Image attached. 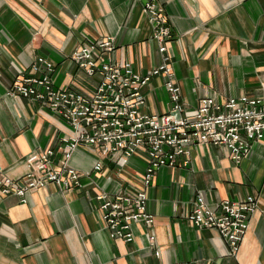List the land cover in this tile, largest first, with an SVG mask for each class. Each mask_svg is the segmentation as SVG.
Segmentation results:
<instances>
[{"label":"crops","instance_id":"crops-1","mask_svg":"<svg viewBox=\"0 0 264 264\" xmlns=\"http://www.w3.org/2000/svg\"><path fill=\"white\" fill-rule=\"evenodd\" d=\"M161 2L174 34L168 53L187 115L195 114L201 98L264 96V0ZM151 33L140 0H0V176L21 178L27 157L72 135L69 124L39 103L8 95L17 76L43 57L55 65L56 87L92 96L101 77L88 76L73 53L88 41L114 37L110 58L145 75L162 60ZM143 92L146 113L170 111L163 77ZM189 159L187 167H162L146 189L145 152L124 163L120 155L80 147L71 165L92 172L82 188L64 192L50 184L30 192L27 203L0 193V264H264V140L253 143L240 165L227 150L207 144L192 147ZM97 163L100 172L94 171ZM143 190L154 225H134L130 243L111 239L95 196ZM198 195L212 207L257 197L236 258L217 229L189 221Z\"/></svg>","mask_w":264,"mask_h":264},{"label":"built area","instance_id":"built-area-1","mask_svg":"<svg viewBox=\"0 0 264 264\" xmlns=\"http://www.w3.org/2000/svg\"><path fill=\"white\" fill-rule=\"evenodd\" d=\"M140 1L152 28L151 39L157 43L162 58L149 73L137 72L130 62H114L110 55L115 49V38L108 37L101 42L88 41L72 55L88 76L101 77L92 96L56 87L52 79L55 65L43 57L36 59L27 74L16 77L8 95L39 103L69 124L72 135L63 137L57 148L27 157L28 170L21 178L1 175L2 195H14L27 203L30 192L50 184L64 192L82 188V180L90 178L92 172L82 174L71 165L74 153L82 146L93 147L104 156L120 155L124 163L138 151L145 152L148 165L143 182L147 189L162 167H187L194 146L223 148L232 162L240 165L253 143L264 140V96H241L226 102L201 98L195 114H186L168 53L174 34L164 4L161 0ZM155 77L164 78L171 108L167 113L151 115L144 111L147 102L143 90ZM102 168L97 163L94 171ZM95 200L113 240L133 242L134 225H154V216L147 210L146 190L113 195L100 192ZM258 207L254 195L241 201L225 200L215 207L198 195L188 219L200 229H217L229 255L236 258ZM150 240L154 245L153 234ZM156 255L160 252L156 251Z\"/></svg>","mask_w":264,"mask_h":264}]
</instances>
